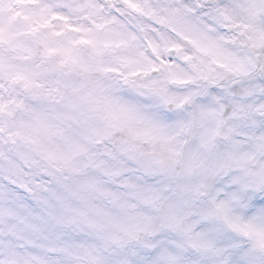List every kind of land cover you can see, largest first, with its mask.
<instances>
[{
	"label": "snow or ice",
	"instance_id": "snow-or-ice-1",
	"mask_svg": "<svg viewBox=\"0 0 264 264\" xmlns=\"http://www.w3.org/2000/svg\"><path fill=\"white\" fill-rule=\"evenodd\" d=\"M152 7L170 23L136 32L153 75L129 97L127 135L73 165L85 195L69 226L122 233L96 264H264L247 243L264 250V30L234 27L229 0ZM25 172L38 203L66 179Z\"/></svg>",
	"mask_w": 264,
	"mask_h": 264
},
{
	"label": "rangeland",
	"instance_id": "rangeland-1",
	"mask_svg": "<svg viewBox=\"0 0 264 264\" xmlns=\"http://www.w3.org/2000/svg\"><path fill=\"white\" fill-rule=\"evenodd\" d=\"M13 1L0 0V264H44L51 256L41 255L43 233L58 237L50 223L69 232L73 248L72 258L59 264H96L99 250L120 233L111 229L110 240L100 235L97 241L93 232L69 226L68 217L85 195L72 167L110 142L116 126L127 129L132 122L129 97L144 84L133 81L131 89L123 79L147 68L146 56L139 59L144 51H135L136 32L147 39L151 22L170 26L152 6L173 0H33L31 8L19 9L25 20L20 23L13 19ZM229 3L227 19L234 27L257 18L264 6V0ZM116 13L126 15L129 26ZM247 33L255 32L247 28ZM26 168L66 177L62 190L47 204L38 203L20 190L29 175ZM247 243L264 254L258 236Z\"/></svg>",
	"mask_w": 264,
	"mask_h": 264
}]
</instances>
